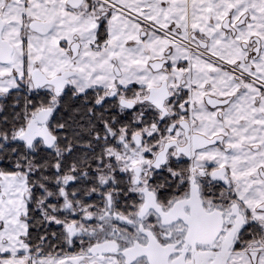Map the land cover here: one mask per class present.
<instances>
[{
    "label": "snow or ice",
    "instance_id": "6c2138e0",
    "mask_svg": "<svg viewBox=\"0 0 264 264\" xmlns=\"http://www.w3.org/2000/svg\"><path fill=\"white\" fill-rule=\"evenodd\" d=\"M0 264H264V0H0Z\"/></svg>",
    "mask_w": 264,
    "mask_h": 264
}]
</instances>
